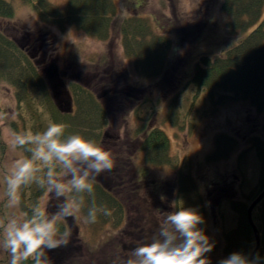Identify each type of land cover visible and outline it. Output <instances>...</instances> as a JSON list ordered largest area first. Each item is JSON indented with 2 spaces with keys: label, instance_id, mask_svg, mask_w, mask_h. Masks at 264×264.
<instances>
[{
  "label": "rangeland",
  "instance_id": "1",
  "mask_svg": "<svg viewBox=\"0 0 264 264\" xmlns=\"http://www.w3.org/2000/svg\"><path fill=\"white\" fill-rule=\"evenodd\" d=\"M6 1L14 7L15 16L12 20H0V30L14 39L19 46L29 49L34 58L43 57L40 70L62 111L71 109L69 92L71 82L78 81L89 87L96 96H100L103 93L101 88L110 86L107 80L112 82L115 78L113 74L116 73L117 66H121L129 84L144 89L139 93L141 98L139 97L137 103L131 105L132 108L138 109L143 119H150L152 127L155 126L167 134L171 142V154L174 160H178L179 169L190 167L191 176L198 189L196 196L187 194L178 198L177 209L190 208L203 217L204 223L200 228L214 244L213 250L207 254L210 264H220L221 260L228 258L229 256L225 254L223 234L236 226L237 216L227 201L231 199L245 202L257 184L259 163L251 142L256 136L261 135L262 117H259L247 102L231 104L217 110L202 96L195 105L194 95H191V90H187L186 86L192 80L202 58L215 60L224 57L228 51L243 43L252 31L237 35L228 33L222 13L224 0H115L118 21L115 23L111 41L101 43L73 29L61 31L41 23L32 9L22 4L20 0ZM49 1L61 8L66 5V0ZM130 17L146 19L154 31L163 32L172 41L166 73L158 80L147 81L140 78L135 71L134 62L123 56L119 23ZM181 38H185V46H182ZM34 39L41 45L38 50L32 49V46L37 44ZM47 41L50 42V46H46ZM183 53L184 60H181ZM104 74H107L105 80L101 78ZM102 79L104 84L100 82ZM177 97L179 98L176 102L181 104L180 123L184 124L183 129L175 128L165 120L168 103ZM144 99L150 103H146ZM104 101L107 99L104 98ZM109 101L112 128L120 127L121 130V142L113 153L114 157L123 160L127 154L125 152L132 144H129L127 139L133 140L138 123L135 115L129 111L124 113L123 117L120 111L116 113L118 101L112 102L110 99ZM0 104L5 113L1 117L3 139L8 146L3 153L0 149V229H2L11 216L15 215L21 219L25 217L20 206L8 207L5 195L4 176L16 160L24 158L12 146L14 134L10 129V123L16 121L13 89L4 86L0 88ZM152 106L153 108L157 106V114L154 117ZM223 135L237 139L238 146L227 160L212 163L208 159L215 152L217 137ZM144 158V153L136 156L135 171L146 186L148 198L151 196L154 204L152 207L149 205V208H144L143 221L141 219L133 221L130 212L123 229L130 232L140 225V228H144L143 232L148 234L151 229L150 223L153 225V221L157 220L161 224L165 218L162 213L171 212L176 208L173 193L176 190L178 172L169 168L150 167ZM216 184L220 186L210 196L209 191ZM107 186L111 188L109 183ZM215 194L219 196L216 197ZM54 199L56 198L53 195L45 193L39 203L51 213L56 210ZM161 205L164 209L158 210ZM67 225V231L71 232L69 242L48 251L51 264L115 262L120 264L121 260L127 258L135 248L126 246L124 248L126 252L121 254L124 258L117 256L115 260L113 257L115 255L110 256L114 254L111 251L112 240L118 237L120 232H114L109 228L97 233L92 230L91 232L81 214L76 219H68ZM155 235L158 236L156 232ZM131 238L125 237L126 243H130ZM134 239L137 241L141 238L136 234ZM146 242H149V239L143 243ZM6 258L9 264L10 256L0 240V263Z\"/></svg>",
  "mask_w": 264,
  "mask_h": 264
},
{
  "label": "trees",
  "instance_id": "2",
  "mask_svg": "<svg viewBox=\"0 0 264 264\" xmlns=\"http://www.w3.org/2000/svg\"><path fill=\"white\" fill-rule=\"evenodd\" d=\"M20 1L32 9L41 23L56 27L61 31L73 29L84 34L87 38L101 43L111 41L115 23L118 21V8L115 0H66L64 8L54 5L49 0ZM263 12L264 0H224L222 13L228 33L237 35L252 32L243 43L228 51L224 57L215 60L207 57L202 58L192 80L186 86L187 90H191V95H194L195 105L202 96L217 110L231 104L247 102L251 109L259 117H262L261 135L256 136L251 142V147L255 151L259 163L258 181L255 188L246 197L245 202H236L231 199L227 201L237 216V224L233 229L227 230L223 234L225 254L230 256L232 253H240L251 260L257 250L253 264H264V199L251 214L257 234L254 233L248 218L250 207L264 193ZM14 16L15 9L12 4L6 0H0V20H12ZM119 34L123 56L134 62L135 71L140 78L155 81L166 73L172 41L163 32L154 31L146 19L130 17L119 23ZM33 41L39 42L35 39ZM181 41L182 46H185V38H181ZM49 43L46 46H50ZM32 47L33 50H38L41 45L37 43ZM182 51L184 52L183 47ZM182 56L181 60H184L185 54L183 53ZM42 58H34L29 49L19 46L14 39L0 30V88L4 86L13 89L16 101V121L10 123V129L13 134L37 133L45 130L50 123H62L67 125L66 135L79 134L112 153L115 160L113 170L102 173L94 183V198L97 206H107L112 215L98 214L95 223L86 222L87 209L92 202V197L87 195H85L80 214L90 231L97 233L109 228L114 232H120L118 237L112 240L111 251L114 254L110 256L115 255L113 256L116 258L115 260H117V256L124 258L121 254L126 252L124 251L126 246L137 247L148 239L151 242L157 237L155 232L158 235L160 227L156 220L153 221V225L150 223L151 229L148 234L143 232L144 228H140V225L130 231L131 233L128 232L129 230H124L130 212H132L133 221L138 219L143 221L144 208H149V205L152 207L154 204L153 198L151 196L148 198L145 184L136 175V156L139 153H144L145 163L148 166L169 168L178 172L176 190L173 193L175 210L178 207V198L187 194L198 195V189L191 176V169L189 166L179 169L178 160H174L171 154V142L167 134L155 126L152 127L150 119H143L138 109L132 108L131 105L137 103L140 97L139 93L144 89L129 84L121 66H117V71L113 74L115 77L113 81L107 80L110 86L101 88L103 93L100 96H96L89 87L78 81L71 82L69 85L71 109L64 112L56 104L51 88L40 70ZM97 75L99 76V74ZM106 75L104 74L101 78L105 80ZM100 82L104 84L103 79ZM181 96L180 94L179 97ZM179 97L168 103L165 120L175 128L183 129L185 128L184 124L180 123L181 104L176 102ZM104 98L107 101H104ZM109 99L112 102H119L116 110L114 109L116 113L120 111L123 117V114L129 111L135 115L134 118L138 123H136L138 126L133 140L127 139V142L132 144L125 152L127 154L123 160L114 157L113 153L121 142V130L120 127L112 128L108 109L111 104ZM145 102L150 103L148 100ZM159 105L158 102L157 106ZM157 106L151 107L153 117L157 114ZM4 114V109L0 104V149L2 153L8 147L3 139L1 125V117ZM140 121L141 123H139ZM237 146V139L226 135L218 136L215 152L208 160L212 163L227 160ZM16 149L24 158L30 156V153L23 149ZM107 183L111 185V188L107 186ZM218 186L220 185L216 184L212 187L209 191L210 196ZM45 193V190L36 183L23 187L20 191L22 213L27 212L30 216L31 208L39 202ZM215 196L219 195L215 194ZM60 202L57 199L53 200L55 208ZM162 209H164L162 205L158 207V210ZM6 219L5 215L4 220L6 221ZM58 227L61 232L67 230V220L60 221ZM136 234L141 239L136 241L134 239ZM125 237H132L130 243H126ZM0 264H7V258ZM26 264H33V262L29 260Z\"/></svg>",
  "mask_w": 264,
  "mask_h": 264
},
{
  "label": "clouds",
  "instance_id": "3",
  "mask_svg": "<svg viewBox=\"0 0 264 264\" xmlns=\"http://www.w3.org/2000/svg\"><path fill=\"white\" fill-rule=\"evenodd\" d=\"M67 125L50 123L42 132L16 133L13 148L30 156L16 160L4 176L8 207L19 208L20 190L32 183L61 201L49 212L37 202L24 219L11 216L0 229V240L10 256L9 264H51L48 251L69 242L71 232H61L58 224L79 217L85 195L92 197L86 222L95 223L98 214L111 216L107 206H97L94 183L115 166L112 153L79 134L66 135ZM158 236L135 247L120 264H210L207 254L214 244L200 225L203 217L190 208L162 213ZM220 264H253L240 253H232Z\"/></svg>",
  "mask_w": 264,
  "mask_h": 264
},
{
  "label": "water",
  "instance_id": "4",
  "mask_svg": "<svg viewBox=\"0 0 264 264\" xmlns=\"http://www.w3.org/2000/svg\"><path fill=\"white\" fill-rule=\"evenodd\" d=\"M264 199V193H262L257 199L256 201L252 204V206L249 209V213H248V218H249V222L250 225L252 226L254 233L257 234V230L252 222V218H251V214L253 212V210L256 208V206ZM257 245L259 246V238L257 237ZM257 246V248H258ZM257 250L255 251L254 255L252 256L250 261H253L254 257L256 256Z\"/></svg>",
  "mask_w": 264,
  "mask_h": 264
}]
</instances>
